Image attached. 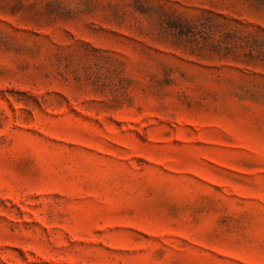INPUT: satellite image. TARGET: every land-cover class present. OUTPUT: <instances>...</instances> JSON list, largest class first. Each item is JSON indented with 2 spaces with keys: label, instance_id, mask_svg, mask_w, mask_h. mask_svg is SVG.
<instances>
[{
  "label": "rangeland",
  "instance_id": "rangeland-1",
  "mask_svg": "<svg viewBox=\"0 0 264 264\" xmlns=\"http://www.w3.org/2000/svg\"><path fill=\"white\" fill-rule=\"evenodd\" d=\"M0 264H264V0H0Z\"/></svg>",
  "mask_w": 264,
  "mask_h": 264
}]
</instances>
